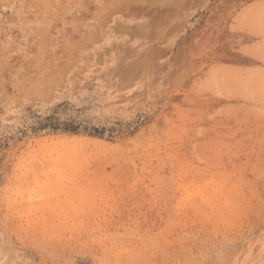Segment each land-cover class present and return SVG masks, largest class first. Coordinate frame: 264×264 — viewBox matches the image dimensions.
Masks as SVG:
<instances>
[{
	"label": "rangeland",
	"instance_id": "rangeland-1",
	"mask_svg": "<svg viewBox=\"0 0 264 264\" xmlns=\"http://www.w3.org/2000/svg\"><path fill=\"white\" fill-rule=\"evenodd\" d=\"M0 264H264V0H0Z\"/></svg>",
	"mask_w": 264,
	"mask_h": 264
}]
</instances>
